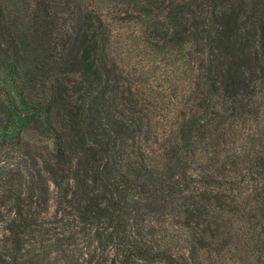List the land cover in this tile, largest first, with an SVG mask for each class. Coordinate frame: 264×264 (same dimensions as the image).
I'll list each match as a JSON object with an SVG mask.
<instances>
[{
  "label": "trees",
  "instance_id": "16d2710c",
  "mask_svg": "<svg viewBox=\"0 0 264 264\" xmlns=\"http://www.w3.org/2000/svg\"><path fill=\"white\" fill-rule=\"evenodd\" d=\"M0 264H264V0H0Z\"/></svg>",
  "mask_w": 264,
  "mask_h": 264
},
{
  "label": "rangeland",
  "instance_id": "374dc122",
  "mask_svg": "<svg viewBox=\"0 0 264 264\" xmlns=\"http://www.w3.org/2000/svg\"><path fill=\"white\" fill-rule=\"evenodd\" d=\"M106 20L114 30L115 48H120V50H117V54L121 58L123 66H125L128 71H133L136 67L144 68L145 71H148L150 64L147 65L148 59L143 53L134 50L133 53L129 54L125 49H121L132 42L128 29L115 24L109 18H106ZM132 46L135 49V44Z\"/></svg>",
  "mask_w": 264,
  "mask_h": 264
}]
</instances>
